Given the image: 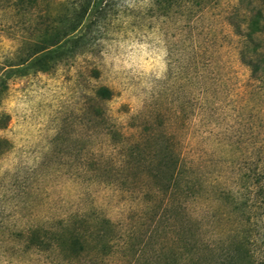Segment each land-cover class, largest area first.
<instances>
[{
  "label": "rangeland",
  "instance_id": "rangeland-1",
  "mask_svg": "<svg viewBox=\"0 0 264 264\" xmlns=\"http://www.w3.org/2000/svg\"><path fill=\"white\" fill-rule=\"evenodd\" d=\"M245 8L208 0L188 19L157 15L150 0H114L39 58L30 44L44 24L0 0V264H56L22 252L17 233L78 212L114 223L118 245L101 264H193L244 236L258 254L264 82L240 62L228 23L232 13L243 22ZM255 41L264 52V29ZM154 126L172 137L187 174L163 197L136 168L121 170L126 145Z\"/></svg>",
  "mask_w": 264,
  "mask_h": 264
},
{
  "label": "trees",
  "instance_id": "trees-1",
  "mask_svg": "<svg viewBox=\"0 0 264 264\" xmlns=\"http://www.w3.org/2000/svg\"><path fill=\"white\" fill-rule=\"evenodd\" d=\"M2 1L5 6L20 12L28 25L31 26L32 22L35 27L37 24H44L42 30L33 34L30 44V54H39V58L45 57L43 52L47 48L55 51L65 40H72L73 33L87 14H90L91 20L104 17L114 2L74 0L71 6H65L61 12L52 13L45 10L40 14L37 12L40 3L56 0ZM253 1L255 0H238V4L246 7L243 22L236 20V13H232L228 17V23L233 34L237 36L239 43L237 54L240 62L248 68L251 77L260 78L264 82V52L255 41L257 34L264 29V9L252 5ZM62 2L66 4L67 1ZM207 3L208 0H150L151 9L155 14L163 16L167 15L168 11L177 9L188 19L198 16ZM96 94L102 99H107L111 91L106 86H100L96 89ZM115 133L122 135L117 131ZM138 137L126 145L121 170L136 168L142 173L143 178H150L153 181L155 191L162 197L172 193L179 187L182 179L187 177V174H184L183 159L180 151L174 146L172 137L164 132L162 127L157 129L155 126ZM1 141L4 142L0 140V143ZM253 182L258 185L255 194L264 209V161ZM114 227L112 220L103 214L87 215L78 212L56 218L50 225L38 224L18 232L17 236L23 243L22 252L43 256L56 264H101L103 257L111 253L114 245H118ZM262 237L264 238V232ZM247 243H250L249 238L244 236L242 241L235 242L223 255L215 256L216 258L212 256L213 247L208 248L207 257L199 254L192 263L264 264V246L256 255L254 248L249 247Z\"/></svg>",
  "mask_w": 264,
  "mask_h": 264
}]
</instances>
